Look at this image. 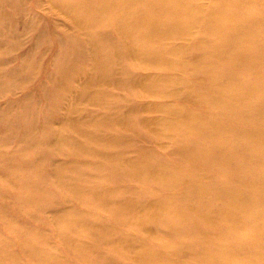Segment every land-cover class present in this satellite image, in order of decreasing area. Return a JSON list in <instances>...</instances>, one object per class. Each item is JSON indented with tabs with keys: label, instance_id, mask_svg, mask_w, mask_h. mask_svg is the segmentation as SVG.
<instances>
[{
	"label": "rangeland",
	"instance_id": "rangeland-1",
	"mask_svg": "<svg viewBox=\"0 0 264 264\" xmlns=\"http://www.w3.org/2000/svg\"><path fill=\"white\" fill-rule=\"evenodd\" d=\"M113 1L0 0V264H264V0Z\"/></svg>",
	"mask_w": 264,
	"mask_h": 264
},
{
	"label": "bare ground",
	"instance_id": "bare-ground-1",
	"mask_svg": "<svg viewBox=\"0 0 264 264\" xmlns=\"http://www.w3.org/2000/svg\"><path fill=\"white\" fill-rule=\"evenodd\" d=\"M117 2H119V1H117V0H115V1H113L112 3H113V7L114 8H116L117 7ZM106 3H108V5L110 4V0H106ZM127 11V10H126ZM119 51H121V50H119ZM121 54V53H120ZM31 100V98H26L25 99V101L26 102H28V101H30ZM49 105H50V107H49V111L52 109V107L55 105L54 104V102H53V104L52 103H49ZM54 108H55V110H57V108L54 106ZM54 110V111H55ZM49 111H47V112H49ZM9 114L11 113V112H8ZM52 120V118H49V120H46L45 121V124L46 125H48L49 123H50V121ZM197 120V118H195L193 121H192V124H191V126H190V131H194V133L197 131L196 129H197V122H194V121H196ZM6 125V124H5ZM181 149H182V151L183 152H185V151H187L189 148L186 146V147H181ZM131 173L135 176V168H134V170H131ZM252 173H250V175H251ZM253 175V174H252ZM264 175H261V176H259L258 177V179L255 181V182H249V184H251L250 185V187H249V189L250 190H252V191H256V192H259V193H261V194H263L264 193ZM259 180V181H258ZM253 183V184H252ZM113 190V188H109V191H112ZM69 194V193H68ZM231 195H232V192H231ZM123 200L124 199H122V200H120L119 202H118V205L120 204V206L121 207H124V206H128L127 208H126V210L124 211V212H127V213H130V211H131V203H128V202H123ZM21 201L22 200H20L18 203H21ZM123 202V203H122ZM236 218L237 219H239L240 218V212L239 211H237L236 212ZM204 218H205V220L207 221V222H211L212 221V215L209 213V212H204ZM251 232H252V230L251 229H249V231L245 234V236H244V239L245 240H247V241H249L250 240V237H251Z\"/></svg>",
	"mask_w": 264,
	"mask_h": 264
}]
</instances>
